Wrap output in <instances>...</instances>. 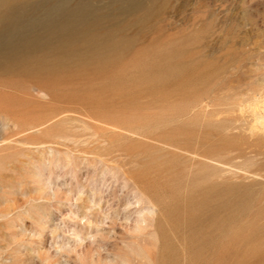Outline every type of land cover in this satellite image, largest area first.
<instances>
[{
  "label": "rangeland",
  "instance_id": "374dc122",
  "mask_svg": "<svg viewBox=\"0 0 264 264\" xmlns=\"http://www.w3.org/2000/svg\"><path fill=\"white\" fill-rule=\"evenodd\" d=\"M0 13V264H264V0Z\"/></svg>",
  "mask_w": 264,
  "mask_h": 264
},
{
  "label": "bare ground",
  "instance_id": "6f19581e",
  "mask_svg": "<svg viewBox=\"0 0 264 264\" xmlns=\"http://www.w3.org/2000/svg\"><path fill=\"white\" fill-rule=\"evenodd\" d=\"M4 1H5V0H4ZM8 1H9V0H8ZM3 4H5V3L3 2ZM8 5H9V3H8ZM7 7H8V6H7ZM5 9H6V8H5ZM10 9H12V8H10ZM3 10H4V9H3ZM0 14H1V13H0ZM1 16H2V14H1ZM4 17H5V15H4ZM0 18H2V17H0ZM5 18H6V17H5ZM7 18H9V17H7ZM10 18H11V17H10ZM6 20H7V19H6ZM6 24H7V23H6ZM6 24H5V25H6ZM1 26H2V25H1ZM1 26H0V27H1Z\"/></svg>",
  "mask_w": 264,
  "mask_h": 264
}]
</instances>
